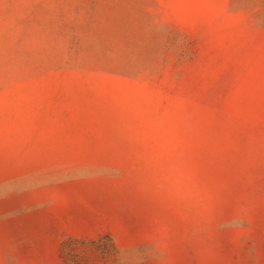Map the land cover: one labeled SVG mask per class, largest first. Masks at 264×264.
<instances>
[{
    "label": "rangeland",
    "instance_id": "374dc122",
    "mask_svg": "<svg viewBox=\"0 0 264 264\" xmlns=\"http://www.w3.org/2000/svg\"><path fill=\"white\" fill-rule=\"evenodd\" d=\"M0 264H264V0H0Z\"/></svg>",
    "mask_w": 264,
    "mask_h": 264
}]
</instances>
